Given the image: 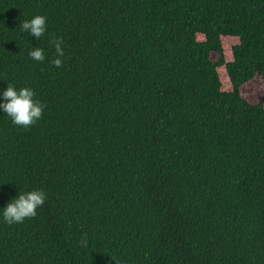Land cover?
I'll list each match as a JSON object with an SVG mask.
<instances>
[{
  "label": "trees",
  "instance_id": "trees-1",
  "mask_svg": "<svg viewBox=\"0 0 264 264\" xmlns=\"http://www.w3.org/2000/svg\"><path fill=\"white\" fill-rule=\"evenodd\" d=\"M256 77L264 94V0H0V90L45 105L28 128L0 113V207L47 194L0 220V264H264Z\"/></svg>",
  "mask_w": 264,
  "mask_h": 264
},
{
  "label": "clouds",
  "instance_id": "clouds-1",
  "mask_svg": "<svg viewBox=\"0 0 264 264\" xmlns=\"http://www.w3.org/2000/svg\"><path fill=\"white\" fill-rule=\"evenodd\" d=\"M20 32L39 41L48 31L47 17L42 14H33L18 24ZM48 44L55 50V56L47 58L45 48L33 46L28 49L27 55L34 61L49 62L56 68L62 67L65 55L63 41L60 37L48 39ZM35 91L31 86H17L7 81V86L0 90V113L10 118L13 125L28 128L34 125L44 112L45 105L35 99ZM47 194L38 189H21L11 197L4 207H0V220L12 225L23 223L27 219H34L37 210L43 208Z\"/></svg>",
  "mask_w": 264,
  "mask_h": 264
},
{
  "label": "rangeland",
  "instance_id": "rangeland-1",
  "mask_svg": "<svg viewBox=\"0 0 264 264\" xmlns=\"http://www.w3.org/2000/svg\"><path fill=\"white\" fill-rule=\"evenodd\" d=\"M243 94L254 103H259L263 100V93L261 90V81L259 78L251 80L243 86Z\"/></svg>",
  "mask_w": 264,
  "mask_h": 264
}]
</instances>
